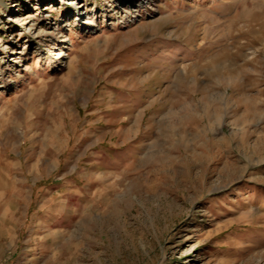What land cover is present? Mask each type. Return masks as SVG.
Wrapping results in <instances>:
<instances>
[{
  "label": "rangeland",
  "instance_id": "obj_1",
  "mask_svg": "<svg viewBox=\"0 0 264 264\" xmlns=\"http://www.w3.org/2000/svg\"><path fill=\"white\" fill-rule=\"evenodd\" d=\"M0 264H264V0H0Z\"/></svg>",
  "mask_w": 264,
  "mask_h": 264
}]
</instances>
